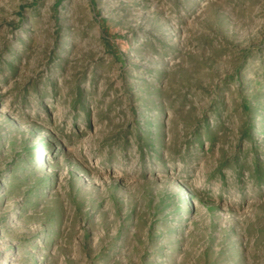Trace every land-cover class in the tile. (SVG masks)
I'll return each instance as SVG.
<instances>
[{
  "label": "rangeland",
  "instance_id": "obj_1",
  "mask_svg": "<svg viewBox=\"0 0 264 264\" xmlns=\"http://www.w3.org/2000/svg\"><path fill=\"white\" fill-rule=\"evenodd\" d=\"M0 264H264V0H0Z\"/></svg>",
  "mask_w": 264,
  "mask_h": 264
}]
</instances>
